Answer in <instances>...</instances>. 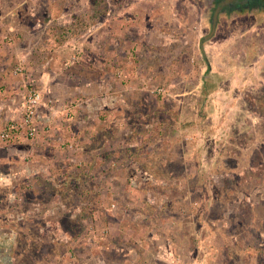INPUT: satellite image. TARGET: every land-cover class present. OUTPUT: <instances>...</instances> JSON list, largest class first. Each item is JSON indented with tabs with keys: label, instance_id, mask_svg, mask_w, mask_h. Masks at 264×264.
<instances>
[{
	"label": "rangeland",
	"instance_id": "374dc122",
	"mask_svg": "<svg viewBox=\"0 0 264 264\" xmlns=\"http://www.w3.org/2000/svg\"><path fill=\"white\" fill-rule=\"evenodd\" d=\"M92 1L95 5L68 0V18L59 19L42 0L36 14L43 34L36 40L52 48L63 39L53 32L61 24L85 21L90 28L65 37L70 45L82 46V63L91 65L95 47L103 72L110 61L118 67L127 63L130 74L145 70L155 85L168 87L165 95L144 89L139 92L143 102L131 107L146 113L152 127L163 128L164 143L153 147L168 161L161 168L146 167L151 180L111 184L122 197L110 199L115 206L108 204V194V201L97 202L103 194L96 182L101 170L87 172L90 185L71 181L61 193L40 181L38 196L25 192L22 204L7 198L12 184L0 185L6 195L0 197V264H127L124 249L133 244L134 264H163L167 247L172 257H189L196 264H264V12L245 6L222 11L212 27L210 0H101L103 9L112 10L111 20H103L107 12L93 17L99 5ZM6 3L11 7V1ZM246 3L225 0L222 5L227 10ZM29 17L24 19L31 22ZM180 105L191 115L178 120ZM187 134L195 135L192 147L199 160L193 153L186 161L178 156L187 147ZM172 148L173 156L168 154ZM132 166L125 171L138 169ZM84 187L96 190L95 196L79 197ZM21 189L26 191V185ZM126 194L134 195L129 203ZM59 198L62 205L50 207ZM124 217L132 225L131 243L113 228L126 222ZM156 238L168 243H153ZM118 245L123 252L115 249ZM67 251L73 252L69 259L63 256Z\"/></svg>",
	"mask_w": 264,
	"mask_h": 264
},
{
	"label": "crops",
	"instance_id": "0c3cea01",
	"mask_svg": "<svg viewBox=\"0 0 264 264\" xmlns=\"http://www.w3.org/2000/svg\"><path fill=\"white\" fill-rule=\"evenodd\" d=\"M8 1H11V7L6 0H0V131L10 121L21 118L26 83L30 81H37L45 96L56 99L58 105L56 109H51L48 105L42 108L38 122L40 133L37 138L30 139L20 134L9 143L4 144L0 141L1 185L12 184L9 188L22 196V204L25 201V192L34 197L38 196L37 183L40 181L46 182L52 191L58 190L57 193H61L71 181L87 183L89 178L87 172L91 169L101 170L102 175L96 173V182L103 185L102 198L108 201L106 198L108 194V204H114L110 203V199L118 201L122 197L111 191L115 188H112L111 184L115 186L124 180L129 182L130 178L138 180L142 178L143 170L148 172L146 167L149 164L161 168L168 161L165 152L159 155L156 147H153V144L164 143L166 136L163 128L155 127L150 130L147 124L150 120H146V113L137 114L131 111L133 102L139 99L138 97L136 99V94L144 91L142 86L144 87L151 79L145 70L130 74L127 63L118 67L110 61L108 71L103 72V66L100 68L101 63L96 62L95 47L92 48L91 65L89 63L85 65L82 63L84 61L82 46L78 42L70 45L72 42L64 35L61 36L63 39L59 45L55 42L51 48L50 43L47 49L39 46L36 34H43L41 27L44 24L36 13L42 0ZM46 1L52 13L50 15L59 19L68 18L66 16L68 0ZM21 6L28 10V13L23 12ZM57 11L58 14L53 15ZM111 14L112 10L103 20H111V17L109 18ZM27 15L30 16L31 22L24 19ZM67 22L68 20L61 24L62 27L66 26ZM62 27L52 31L54 34L62 33ZM158 32L157 34L163 38L170 36L167 32ZM48 36L52 37L51 34ZM174 38L177 39V35ZM19 63L24 64L26 75L14 72ZM118 72L124 76L118 77ZM178 101L182 102L181 99ZM178 108L181 112L178 120L191 115V112L184 113L181 105ZM136 122L140 127L135 126ZM172 137L177 139L174 135ZM184 138L187 140V147L178 151V156L186 161L192 153L196 154L192 147L196 139L193 134L184 135ZM74 141L79 144L75 151L65 147L66 143ZM173 152L172 148L168 154L173 156ZM197 154L195 160H199ZM129 162L139 169H136L134 174L126 172L125 168L130 166ZM70 169H76V174H72ZM93 173L90 176H93ZM94 178L95 173L92 180ZM23 185H26V191L21 189ZM5 196L0 194V197ZM133 196L126 194V201L129 203ZM158 200L161 202L163 197ZM61 205L59 198L52 202L50 207ZM31 206L38 208L39 204L31 203ZM82 209L79 207L77 210ZM17 215L21 217V213ZM125 220L124 223H115L113 228L114 231L120 230L123 233L125 243H131L128 232L132 225L126 217ZM155 240L153 243L167 242H161L158 238ZM139 243L143 241L140 240ZM133 246L135 244L124 249L123 256L127 264H134L137 260ZM119 247L121 246L118 245L115 249L123 252ZM165 249L167 251L163 254L165 257L163 264H196L189 257L186 259L181 256L172 257L171 247ZM72 253L67 251L63 256L69 259V254L71 256Z\"/></svg>",
	"mask_w": 264,
	"mask_h": 264
},
{
	"label": "built area",
	"instance_id": "2783aa9c",
	"mask_svg": "<svg viewBox=\"0 0 264 264\" xmlns=\"http://www.w3.org/2000/svg\"><path fill=\"white\" fill-rule=\"evenodd\" d=\"M14 72L26 75V68L24 64L19 63L15 67ZM117 75L118 77H122V75L124 76V74L121 72H118ZM142 88L147 90L150 89L151 92L158 95L169 94L168 87L158 84L155 85L152 81L145 83L144 87L142 86ZM57 102L58 101L53 97L45 96L44 91L39 87L37 81H30L29 83H26V93L24 95L22 116L19 120L10 121L0 131V141L4 144L9 143L20 134H23L30 139L37 138L40 133L38 122L41 116L42 108L48 105L51 109H56L58 105ZM78 146L79 144L76 141L66 143L65 145L67 149H73V151H75ZM7 198H13L14 201H22V196H20L18 193H15V191L10 192V194L7 195ZM112 206H115V204H112Z\"/></svg>",
	"mask_w": 264,
	"mask_h": 264
},
{
	"label": "trees",
	"instance_id": "16d2710c",
	"mask_svg": "<svg viewBox=\"0 0 264 264\" xmlns=\"http://www.w3.org/2000/svg\"><path fill=\"white\" fill-rule=\"evenodd\" d=\"M104 1V0H103ZM103 1H101V0H98V4H97V6L99 5V7L98 8H96V9H94L93 10V12H92V16L93 17H95V16H98L99 18L101 17L100 15H106V12H107V9L105 10V9H103L102 7L103 6H106V4H104L103 3ZM225 0H214L213 1V5H212V7H210L209 9V13H210V17H209V22H210V24H211V26L212 27H216L217 25H218V22H216L217 20V15L218 14H220L225 8H227V7H225V8H223V5H222V2H224ZM92 3H94V2H92ZM94 5H95V3H94ZM103 5V6H102ZM102 6V7H101ZM100 7H101V9H100ZM232 9H235L234 7H233V5L230 7V8H228L227 10H225V12H227V13H229ZM108 13V12H107ZM90 26L91 25H89V24H87V23H85V21H76V22H74V24L73 25H66V26H64V27H62L63 29H62V35H64V37H69V36H71V35H75V36H77V34L79 33V31L81 30V29H88V28H90ZM205 39H203V41H204ZM141 93H137V96H136V99H137V97L139 98V99H135L136 101L135 102H133V104H132V106L134 107V104H136V105H138L139 104V102H143V99H142V96L140 95ZM137 114H143V113H141V112H137V111H135ZM160 116V115H159ZM146 120H150V122L149 123H147L148 124V127H149V129L150 130H152V128H155V127H152L153 125H152V120H151V118H149V117H147V114H146ZM135 126L136 127H140V126H138V124H137V122H136V124H135ZM156 128H158V127H156ZM129 164H130V166H129V168L130 169H133V166H132V164L129 162ZM137 170H139V169H137ZM143 170V169H142ZM135 171H136V169H135ZM134 171V172H135ZM130 172L132 173V174H134V172H132L131 170H130ZM143 175L141 176L142 178H138V180H139V182H141V181H143L144 179H149V180H151V177L153 178V176L154 175H152V172H147V170L145 171V170H143V173H142ZM138 180H134V179H131L130 178V180H129V182L133 185V184H136L137 182H138ZM87 183L90 185L92 182L90 181H87ZM1 185V184H0ZM75 185H77V186H79V184H77V183H75ZM85 189V190H84ZM95 190V189H94ZM80 196L81 197H83V199H88V197L90 196V198H92V197H94L95 196V194H96V190L95 191H92V193H91V191H90V188H88V187H84V188H82L80 191ZM97 194H99L98 192H97ZM99 198V197H98ZM100 199L101 200H103V198H102V196L100 195V198L97 200V202H99L100 201ZM105 200V199H104ZM66 202H68L67 200H66ZM18 209L20 210V211H22L20 208H19V206H18ZM85 214V213H84Z\"/></svg>",
	"mask_w": 264,
	"mask_h": 264
},
{
	"label": "flooded vegetation",
	"instance_id": "af4514ba",
	"mask_svg": "<svg viewBox=\"0 0 264 264\" xmlns=\"http://www.w3.org/2000/svg\"><path fill=\"white\" fill-rule=\"evenodd\" d=\"M213 1L214 0H210L209 2L211 3V6L213 5ZM242 6H245V8H249L252 9L253 7H255L256 9H258L261 12H264V0H247V3L245 5L240 4L239 6H237V8H235L234 11H236V9H238V11H242ZM210 9H208L209 11ZM225 10H223L224 13Z\"/></svg>",
	"mask_w": 264,
	"mask_h": 264
}]
</instances>
